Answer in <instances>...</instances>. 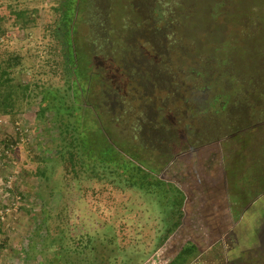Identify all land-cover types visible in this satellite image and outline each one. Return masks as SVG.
<instances>
[{
	"label": "rangeland",
	"instance_id": "obj_1",
	"mask_svg": "<svg viewBox=\"0 0 264 264\" xmlns=\"http://www.w3.org/2000/svg\"><path fill=\"white\" fill-rule=\"evenodd\" d=\"M129 1L138 6L143 2ZM163 1L171 4L169 8L177 16V43L172 45L174 40L167 39L159 45V52L146 49L147 38L133 35L138 26L129 31L130 27L117 20L116 32L125 30L127 61L133 63L134 71L142 72L133 76L134 83L118 82L125 93L123 104L112 100L108 104L103 99L108 86L115 87L113 82L106 81L104 86L93 79L92 91L85 93L87 105L79 113L89 127H94L97 117L103 121L113 118L120 149L126 151L124 158L135 161L131 156L139 157L144 171L167 184L165 191L132 185L139 166L132 163L126 173L117 170V177L104 169L92 171L78 134L72 129L64 132L66 127L60 130L52 112L38 114L45 88L69 97L68 44L64 41L68 30L55 10L68 0H0L7 32L0 40V55L21 54L22 65L12 78L17 85H30V98L19 104L17 112L0 113V243L5 246L0 264L65 263L64 250L71 254L68 264H168L173 260L169 259L171 249L178 245L173 241L184 239L182 243L197 245L204 252L197 264H214L213 260L218 264H264V245L259 240L264 225V131L247 130L252 120L246 106L243 113L242 109L239 114L231 111L235 120L231 112L227 116L219 111L215 116L213 112L222 104L217 97L223 91L217 87L208 95V108L190 109L181 100V121H177V109L169 111L170 115L159 114L155 110L161 103L157 102L150 109L155 106L154 88L170 96L164 89L165 70L177 73L195 63L203 65L209 76L239 84L237 93L244 87L251 104L257 103L258 94L252 88L254 83L264 85V0ZM84 6L75 15L78 33L73 41L79 53L93 58V48L104 50L106 46L89 33L90 12ZM22 11L18 21L14 12ZM223 44H230V49L222 50ZM159 55L173 64L161 65ZM91 68L88 74L95 78L96 64ZM147 89L154 91L149 104H134L133 99ZM69 120L74 119L68 115ZM238 123L245 129L240 134L234 132ZM158 126L169 132L159 138L143 136L147 129ZM245 131L243 143L238 138ZM86 132L90 134L88 129ZM97 138L102 145L103 139ZM163 154H171V160ZM175 188L181 189L182 196L173 194ZM178 197L181 207H173ZM7 209L2 221L1 212ZM174 217L181 226L189 222L192 230H205L208 235L167 237ZM214 226L221 229H212Z\"/></svg>",
	"mask_w": 264,
	"mask_h": 264
},
{
	"label": "trees",
	"instance_id": "obj_2",
	"mask_svg": "<svg viewBox=\"0 0 264 264\" xmlns=\"http://www.w3.org/2000/svg\"><path fill=\"white\" fill-rule=\"evenodd\" d=\"M163 2V0L162 3L160 0H143L140 6H138L136 5V2H132L129 0H68V3H64L59 8H55L57 14L61 16L60 22H63L64 26L66 27V31L68 30V32L64 31L66 32V39L64 41L65 44H68L66 47L68 52L66 54L65 65L67 67L68 73L67 90L69 93V97L67 100L65 96L54 94L50 89L45 88V90L41 93L40 108L38 110V114L45 116L46 113L52 112V114L54 115L55 123L60 126V130L66 127L64 132L72 129L74 131V134H78L81 149L84 153H86L84 158L88 159V165L92 167V171L98 172L100 169H104V171H108V173L113 176L115 174V177H117V170L122 169V172L126 173L128 170H130V166L132 164L143 165L139 157H134L135 155L131 156L135 158V161H130L129 159L124 158V152L126 151L120 149V138H117L118 134L116 133V128H112L114 123L113 118H109L107 121H103L100 117H97L93 123L94 127H89L83 124V121L81 120L83 116L80 115L79 112L84 110L85 104L87 105L88 101L85 100V93L87 92V90L88 92L92 91L91 86L93 79H97L100 84L103 83L104 86L107 85L105 84L106 81L110 80V82H113V85L115 87L111 86L110 88L108 86V90L106 92H103V99L107 103L112 100L114 103L118 104L119 102L123 104V96L125 93L118 82L125 80V82L129 81L134 83L133 76H138L142 72H139V69L134 71L135 67L133 63L127 61L130 59V57L126 56L127 53L124 54V51L127 52V48H123L124 44L126 43V39L124 37L125 30H117L116 32V26L118 25V23H116L115 26V22L117 20L120 22V24H122L123 21L124 25L130 27L129 31H132L136 26H138V29L135 31H137L139 34L134 33L133 35L136 38H147L148 42L146 43V46L149 45V47H147L146 49H158L157 52H159V50L161 49L159 45L161 43L164 44L167 39L168 41L172 42V40H174V36L176 38L177 35L174 31L179 27L176 25V23H174V20L177 19V16L169 8L171 4L167 5V2ZM83 3L85 4L87 9L86 13L90 12L87 17L91 27L89 33H91V35H97V38L101 42V44L106 46L104 50H101L100 46L98 48H93V58L88 54L79 53L78 49L75 48V42L73 41L75 40L73 35L78 33V30L76 28L77 24L75 23V15L81 9ZM143 7L145 8V11ZM139 8L142 10H140ZM166 12H168V14ZM14 15L17 17L16 19L20 21L21 18H23L24 13L23 11L20 13L14 12ZM3 21L4 19L0 15V40L2 39V36H6L7 34L6 29H4ZM176 43L177 42L174 40L172 45H175ZM95 44L96 43L94 42V45ZM177 48L178 47H176V49ZM228 48L230 49V44L221 45L222 50L226 51L228 50ZM143 51L144 53H147L148 50ZM180 52L181 50H178V54ZM115 53H118V58L115 56ZM102 55L103 57H106V59H104ZM141 56L142 58L145 57L144 54ZM262 56L263 62L261 64V68L264 64V52H262ZM23 58L24 57L21 54H17L16 51L7 52L5 55H0V113H3L5 115L14 114L15 112H17L20 107L19 104L23 100H27L30 98V85H17V83H15V80L12 78V74L15 69L22 65ZM102 58L105 61L102 62ZM157 62H161V65L163 66H170L171 64H173L171 63V61H167L160 55L159 61L157 60ZM94 64H96L97 69L95 78H93L92 75L89 76L88 74V71L92 69L91 67ZM195 64H189L187 65V69L181 68L177 71V73L175 72V70H165L166 74L164 75L163 81L164 89L169 91L168 93L170 94V96L166 97L165 95H163V93H160L158 88H154L159 92H155L154 96H156V99L153 98V100L155 101V106L150 107L151 110L156 107V102L157 105L158 103H161L160 106H157L158 109L157 111L155 110V112L159 114L160 112H164L167 115H170L168 113L169 111L177 109L176 118L177 121H181L182 119H184V115L181 112L182 106H179L178 104L181 100H183L184 103L187 104V107L190 109L198 107L208 108V95L212 93L215 88L219 87L220 89H223V91L220 95H218L217 99L221 100L222 104L221 109H217L213 112L215 116L219 115V111H222V113L226 112L227 116L232 110L234 111V113L239 114L242 109L241 113H243V108L245 105L247 108L246 110L251 115L252 120V126L248 127L247 130H249L250 128L251 131H264L263 84L257 87L254 83L252 88L254 91L252 90V92L254 94L257 93L258 98L256 99L257 103L251 104L244 88L241 92H239L240 96L237 92L241 88L235 90L239 84L232 83L230 85L232 81H226L224 80V77L221 81L219 80V76L217 78L209 76V72H207L208 70L206 71V69H203V65L195 66ZM262 72L264 73V71ZM196 80H199V83L193 85V82ZM226 82L228 83V85L226 84ZM35 86L37 88L39 87L37 84H35ZM196 89H201V92L196 91ZM151 92L154 91H148L147 89L145 92L140 93L139 97H135L136 99H133L132 102L134 104H141L139 106L149 104L148 101ZM49 99L52 101L51 104L49 102ZM82 100H84L85 102H82ZM112 101H110L108 104H112ZM232 104L235 106L232 107ZM109 111L112 112V110ZM68 115L74 120H69V122H67L66 118L68 117ZM77 116L80 117V120H76ZM235 117V114L233 115L232 113V118L234 120ZM229 118L232 122L233 119L231 117ZM236 126L237 128H235L234 130V132L236 131V133L239 132L240 134L241 132H243V130H245L243 127H240V123H238ZM86 129L90 131V134L86 132ZM97 129H101L102 133L96 132ZM168 132L169 131L167 130V127L158 126L157 129H147L143 136L152 135L159 138L164 136L165 133ZM247 133L248 131H245L244 133L239 135L238 140L245 143L246 139L244 138ZM97 137H101L103 139L102 145H100V141ZM235 137L237 136L235 135ZM124 139L125 137L122 141L123 144L126 142L124 141ZM102 150L103 152H101ZM163 156L166 157V159L169 161L172 158L171 154H163ZM140 165L136 167V172L133 173L135 174V181L132 185H138L141 188H149L150 186H155L158 188H162L165 191V186L167 184H165L164 181L158 180L156 177H153L150 173L144 171ZM84 166L88 168L86 164ZM110 180L112 181V183H114L113 178H111ZM169 186L171 187L173 185ZM173 194L182 196L183 193L175 188ZM172 203L173 207H181L182 199L178 197L177 199H174ZM174 209L175 208H172L171 211ZM176 212L178 213V210H176ZM4 248V244L0 243V257ZM196 250V247L190 246L185 249L183 253L181 252L180 254H178L176 258H174L168 264H188L189 259L195 256ZM65 251L67 250H64L62 252L65 253L69 260V255L71 254L68 251V253ZM77 252L78 251H76V253ZM78 255H80V253H78ZM68 260H66L65 263H62V260H59V264H68ZM91 263L93 264V261Z\"/></svg>",
	"mask_w": 264,
	"mask_h": 264
},
{
	"label": "crops",
	"instance_id": "obj_3",
	"mask_svg": "<svg viewBox=\"0 0 264 264\" xmlns=\"http://www.w3.org/2000/svg\"><path fill=\"white\" fill-rule=\"evenodd\" d=\"M172 185H174V184H172ZM179 191H181V189ZM220 204L223 205L224 204V200H222ZM173 220H174V222H173L174 225L168 230L169 231L168 232L169 235H167V237H169V236L175 237L176 235L181 236L180 233H183L182 235H184V238L185 237H193L192 234L194 236H198V235L201 236L202 233H204L203 236H205V235L207 236L208 235V233H206L207 231H205V230H200V231L192 230L191 228H192L193 225L190 226L189 222H188V224L185 227V225L183 223H182L183 225L181 226V223H179L180 222L179 219H177L176 217H174ZM180 228H182V229H180ZM212 229H221V228H218V227L214 226ZM165 231H167V229ZM217 232H218V230H216L215 233H217ZM181 238H182V236H181ZM183 241H185V239ZM183 241L182 240L181 241L178 240V242L176 240L173 241L174 244L178 243V245L176 244V247H174L175 249H171L172 256H170V259L172 260V259L176 258V256L178 254H180L181 252L183 253L185 251L186 247L194 246V247L197 248V250L195 251V256L189 259V263L188 264H197L198 263V259L200 258L199 254H203L204 252H201L198 249L197 245H193L192 243H182ZM213 262H214V264H216V263L218 264V262H216V260H213Z\"/></svg>",
	"mask_w": 264,
	"mask_h": 264
},
{
	"label": "flooded vegetation",
	"instance_id": "obj_4",
	"mask_svg": "<svg viewBox=\"0 0 264 264\" xmlns=\"http://www.w3.org/2000/svg\"><path fill=\"white\" fill-rule=\"evenodd\" d=\"M259 240L264 245V225L262 226V229H260ZM262 247H264V246H261V250L263 249Z\"/></svg>",
	"mask_w": 264,
	"mask_h": 264
},
{
	"label": "built area",
	"instance_id": "obj_5",
	"mask_svg": "<svg viewBox=\"0 0 264 264\" xmlns=\"http://www.w3.org/2000/svg\"><path fill=\"white\" fill-rule=\"evenodd\" d=\"M8 210H9V209H7L6 211H2V212H1V215H2V217H1V218H2V221L6 219V216H7V211H8ZM14 210H17V209H16V208H14Z\"/></svg>",
	"mask_w": 264,
	"mask_h": 264
},
{
	"label": "bare ground",
	"instance_id": "obj_6",
	"mask_svg": "<svg viewBox=\"0 0 264 264\" xmlns=\"http://www.w3.org/2000/svg\"><path fill=\"white\" fill-rule=\"evenodd\" d=\"M166 38V37H165ZM164 42V41H163ZM244 88V87H243ZM193 111V110H192Z\"/></svg>",
	"mask_w": 264,
	"mask_h": 264
}]
</instances>
